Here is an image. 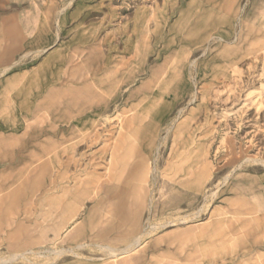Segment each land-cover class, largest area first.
<instances>
[{"label":"rangeland","instance_id":"374dc122","mask_svg":"<svg viewBox=\"0 0 264 264\" xmlns=\"http://www.w3.org/2000/svg\"><path fill=\"white\" fill-rule=\"evenodd\" d=\"M261 195L264 0H0V264H239Z\"/></svg>","mask_w":264,"mask_h":264},{"label":"crops","instance_id":"0c3cea01","mask_svg":"<svg viewBox=\"0 0 264 264\" xmlns=\"http://www.w3.org/2000/svg\"><path fill=\"white\" fill-rule=\"evenodd\" d=\"M120 149H121L120 144L114 143L113 146H111L110 159H109V161H110L109 162V168L110 169H112V167L115 165L117 158H118V152ZM56 161H57V159H55L54 162H56ZM48 163L51 165V163H53V161L51 159H49ZM143 166L145 167V162H144V160L141 159L138 162H136L135 164H133L131 166V169H133V171H134L136 168L138 169L139 167H143ZM145 168H147V167H145ZM50 183L53 184V182H50ZM109 190H110L109 191L110 193H115L114 189H109ZM47 191L48 192L51 191V185H50V189H48ZM117 193L119 194V196H122L124 194L122 190H119V192H117ZM260 200H261L260 207L256 211H254L253 213H250L249 214L250 216L248 219L254 220L255 217L264 218V195H261ZM259 213H261V214H259ZM15 218H16V216L13 213H9L7 216H5L4 221L0 226V239H2L3 233H7L8 230L19 225L20 222L16 221ZM116 228L120 229L119 224L117 225ZM240 235H241V246H240V250L237 253V255L235 256V258H238L240 260L239 264H244L245 258L243 255V251L245 249L251 248V249L256 250L258 252H260L261 250H264V241L262 240L264 238V224L262 226H259L258 228H256L255 232H254V230H252V227L249 229H244L243 227H241ZM133 238L134 237L130 238L124 246L129 244ZM106 247H109V246H106ZM262 257H263V255L260 258H262ZM234 261L235 260H230V261L225 260V262H223L222 264H235ZM259 261L260 260H257L256 257L251 256L249 263L250 264H259ZM208 264H217V263H215V262L211 263V260H210V262Z\"/></svg>","mask_w":264,"mask_h":264},{"label":"bare ground","instance_id":"6f19581e","mask_svg":"<svg viewBox=\"0 0 264 264\" xmlns=\"http://www.w3.org/2000/svg\"><path fill=\"white\" fill-rule=\"evenodd\" d=\"M129 250V249H128ZM125 251H127V249H125L124 251H121V252H125ZM121 252H117V253H121ZM116 253V252H115Z\"/></svg>","mask_w":264,"mask_h":264}]
</instances>
